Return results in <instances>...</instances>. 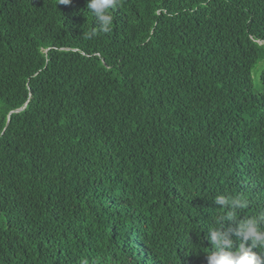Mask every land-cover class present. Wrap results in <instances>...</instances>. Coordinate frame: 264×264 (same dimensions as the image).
Masks as SVG:
<instances>
[{
    "label": "trees",
    "instance_id": "16d2710c",
    "mask_svg": "<svg viewBox=\"0 0 264 264\" xmlns=\"http://www.w3.org/2000/svg\"><path fill=\"white\" fill-rule=\"evenodd\" d=\"M87 3L0 0V264H207L215 195L264 211V0H119L86 40Z\"/></svg>",
    "mask_w": 264,
    "mask_h": 264
},
{
    "label": "clouds",
    "instance_id": "9594fccd",
    "mask_svg": "<svg viewBox=\"0 0 264 264\" xmlns=\"http://www.w3.org/2000/svg\"><path fill=\"white\" fill-rule=\"evenodd\" d=\"M71 2L60 0L61 5H70ZM118 7L119 0H88V13L94 18L95 26L83 32V38L87 40L99 33H110L114 24L111 13ZM212 202L218 206L217 210H223V214L213 221L219 224L218 227L208 228L206 239L212 249L206 255L207 264H264V211L237 219L240 213L250 207L249 199L243 194H218L212 198ZM80 264H89V260L84 259Z\"/></svg>",
    "mask_w": 264,
    "mask_h": 264
},
{
    "label": "rangeland",
    "instance_id": "374dc122",
    "mask_svg": "<svg viewBox=\"0 0 264 264\" xmlns=\"http://www.w3.org/2000/svg\"><path fill=\"white\" fill-rule=\"evenodd\" d=\"M253 87L256 93H258L261 88H260V71L259 69L255 70L253 73Z\"/></svg>",
    "mask_w": 264,
    "mask_h": 264
}]
</instances>
